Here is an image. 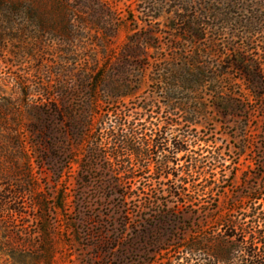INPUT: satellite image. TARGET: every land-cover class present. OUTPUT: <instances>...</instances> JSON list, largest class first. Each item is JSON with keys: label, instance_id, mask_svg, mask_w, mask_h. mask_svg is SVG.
Wrapping results in <instances>:
<instances>
[{"label": "rangeland", "instance_id": "374dc122", "mask_svg": "<svg viewBox=\"0 0 264 264\" xmlns=\"http://www.w3.org/2000/svg\"><path fill=\"white\" fill-rule=\"evenodd\" d=\"M99 69L107 79L125 69L134 92L119 104L102 103V111L131 118L146 107L154 123L172 124L173 136L190 134L187 152L169 154L178 175L172 182L193 157L209 164L191 184L214 186L221 206L248 189L264 191V0H0V111L13 110L0 112V124L15 126L27 151L15 153L0 139V223L16 225L8 235L18 231L19 241L36 247L46 225L54 264H125L134 230L174 205L154 162L130 184L146 194L132 199L106 186L111 173L100 160L88 170L74 166L57 183L33 131L34 113L50 105L80 110V80ZM176 69L199 84L168 100L162 80ZM62 191L64 207L56 210Z\"/></svg>", "mask_w": 264, "mask_h": 264}, {"label": "trees", "instance_id": "16d2710c", "mask_svg": "<svg viewBox=\"0 0 264 264\" xmlns=\"http://www.w3.org/2000/svg\"><path fill=\"white\" fill-rule=\"evenodd\" d=\"M131 56H138V52L132 50ZM237 67L242 68L241 63ZM117 73L116 77L107 79L99 69L81 78L85 99L80 110L50 105L34 113L39 123L33 131L44 141L46 151L43 155L54 163L57 183L65 173H71L74 166L88 170L89 163L100 160L105 165L102 171L111 173L106 186L122 199H132L137 193L146 194L144 188L132 190L130 184L145 178L154 162L160 167V175L168 179V195L174 205L159 209L151 223H142L134 230V243L128 245L122 255L125 264H264V191L248 189L244 195L221 206V192L215 191L214 186L206 184L198 189L191 184L192 174H197L200 168H208L209 164L193 157L189 158L190 166L183 177H179V183L172 182L178 175L170 172L172 159L169 154L187 152L190 134L182 132L173 136L169 128L172 124L154 123L146 107L142 108L144 112L131 118L115 111H102V103L119 104L134 95L125 69ZM197 78L179 69L164 77L162 82L169 90L167 99H173L174 90L196 88ZM6 108L0 111L2 115H13V110ZM142 118L149 123L148 127L142 123ZM1 138L15 145L11 151L27 152L15 126L0 124ZM82 157H87L86 165L82 164ZM170 175L172 179L169 180ZM57 202L56 210H62L64 191L58 195ZM37 205L44 207L40 202ZM0 224L2 264H54L55 252L46 225L40 228L39 244L34 247L30 242L19 241L18 231L15 236L7 234L8 225L16 226L13 220Z\"/></svg>", "mask_w": 264, "mask_h": 264}]
</instances>
